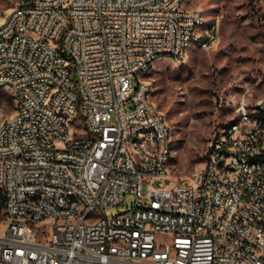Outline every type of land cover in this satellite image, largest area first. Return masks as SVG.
<instances>
[{
  "label": "built area",
  "instance_id": "built-area-1",
  "mask_svg": "<svg viewBox=\"0 0 264 264\" xmlns=\"http://www.w3.org/2000/svg\"><path fill=\"white\" fill-rule=\"evenodd\" d=\"M187 1H17L0 25L15 102L0 124V264H264V99L192 176L169 172L172 129L145 77L215 45Z\"/></svg>",
  "mask_w": 264,
  "mask_h": 264
},
{
  "label": "rangeland",
  "instance_id": "rangeland-1",
  "mask_svg": "<svg viewBox=\"0 0 264 264\" xmlns=\"http://www.w3.org/2000/svg\"><path fill=\"white\" fill-rule=\"evenodd\" d=\"M17 1L0 0V25ZM186 8L201 10L207 28L216 27L215 45L209 50L194 45L182 64L159 60L145 77L172 129L169 172L178 180L202 168L214 134L241 106L254 107L264 99V0H188ZM12 114L0 107V124ZM176 185L172 182L169 189ZM134 204L135 197L127 195L111 209V217Z\"/></svg>",
  "mask_w": 264,
  "mask_h": 264
},
{
  "label": "trees",
  "instance_id": "trees-1",
  "mask_svg": "<svg viewBox=\"0 0 264 264\" xmlns=\"http://www.w3.org/2000/svg\"><path fill=\"white\" fill-rule=\"evenodd\" d=\"M0 107L4 108L6 112H15L14 98L9 91L5 92L3 87H0ZM0 209L3 207V199L1 198Z\"/></svg>",
  "mask_w": 264,
  "mask_h": 264
}]
</instances>
